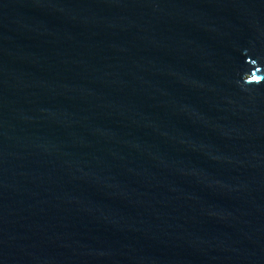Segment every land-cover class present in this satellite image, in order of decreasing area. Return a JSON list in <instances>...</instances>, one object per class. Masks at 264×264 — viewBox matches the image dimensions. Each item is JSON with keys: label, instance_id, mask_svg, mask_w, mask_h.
<instances>
[{"label": "water", "instance_id": "95a60500", "mask_svg": "<svg viewBox=\"0 0 264 264\" xmlns=\"http://www.w3.org/2000/svg\"><path fill=\"white\" fill-rule=\"evenodd\" d=\"M0 264H264V0H0Z\"/></svg>", "mask_w": 264, "mask_h": 264}]
</instances>
